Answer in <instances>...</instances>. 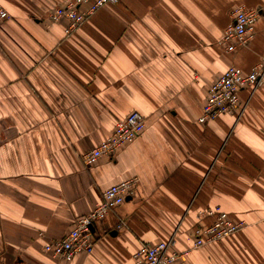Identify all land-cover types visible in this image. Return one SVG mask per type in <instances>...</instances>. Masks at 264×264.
Segmentation results:
<instances>
[{
	"label": "crops",
	"instance_id": "0c3cea01",
	"mask_svg": "<svg viewBox=\"0 0 264 264\" xmlns=\"http://www.w3.org/2000/svg\"><path fill=\"white\" fill-rule=\"evenodd\" d=\"M67 0H0V264H135L173 235L178 264H264V78L239 115L199 118L228 68L264 64V0H119L67 36L50 14ZM260 13L253 38L220 46L238 8ZM82 8H85L82 7ZM144 132L93 166L83 156L132 112ZM132 197L94 227V249L53 258L113 185ZM221 207L244 230L194 249L199 212Z\"/></svg>",
	"mask_w": 264,
	"mask_h": 264
},
{
	"label": "built area",
	"instance_id": "2783aa9c",
	"mask_svg": "<svg viewBox=\"0 0 264 264\" xmlns=\"http://www.w3.org/2000/svg\"><path fill=\"white\" fill-rule=\"evenodd\" d=\"M119 0H67L66 5L57 8L50 14V20L68 22L65 34L77 31L93 14L107 4L118 3ZM85 8H82L84 7ZM260 13L257 10L238 8L233 22L225 29L220 46L226 53H234L240 47L247 46L253 38ZM12 18L9 11L0 8V24ZM1 46V39H0ZM264 64L256 66L250 73L232 66L210 87L208 97L199 118L200 124H206L221 115H241L240 93L244 89L255 91L263 83ZM146 128V120L139 112L130 113L116 124L115 130L97 147L83 156L86 166L95 165L100 159L113 157L122 148L133 143ZM138 179L132 178L108 188L95 209L80 218L75 227L62 239L45 246L44 251L53 258L71 262L81 254H91L94 249V227L103 221L111 211L122 206L132 197L137 188ZM209 217L214 221L207 227L194 230V249L207 244L220 242L229 236L248 227L246 221H233L219 206L199 212V217ZM177 239L173 235L166 241L155 244L144 243L135 253V264H178L185 255L176 249Z\"/></svg>",
	"mask_w": 264,
	"mask_h": 264
}]
</instances>
